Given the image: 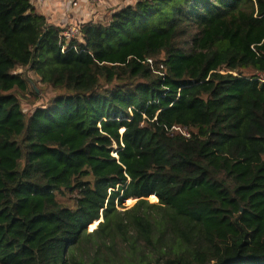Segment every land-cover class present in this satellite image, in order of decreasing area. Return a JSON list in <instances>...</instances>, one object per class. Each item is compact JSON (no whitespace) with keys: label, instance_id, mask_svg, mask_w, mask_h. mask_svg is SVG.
<instances>
[{"label":"trees","instance_id":"1","mask_svg":"<svg viewBox=\"0 0 264 264\" xmlns=\"http://www.w3.org/2000/svg\"><path fill=\"white\" fill-rule=\"evenodd\" d=\"M63 27L0 0V264H264V0Z\"/></svg>","mask_w":264,"mask_h":264},{"label":"rangeland","instance_id":"2","mask_svg":"<svg viewBox=\"0 0 264 264\" xmlns=\"http://www.w3.org/2000/svg\"><path fill=\"white\" fill-rule=\"evenodd\" d=\"M135 0H84L80 1L79 5V11L81 10V5L83 9L89 10L87 14V19L83 20H89L94 23H107L109 21V15L110 12H115L118 9H121L125 7L128 4H134ZM87 4V6H86ZM88 4H91L94 6V8L97 7V11H94V8L92 11L90 10V7ZM78 5V4H77ZM73 8V7H72ZM78 9V8H77ZM97 14L96 19H93L90 15ZM81 25H79L80 27ZM17 73H22L23 76L28 80V87L27 90L23 93H17L18 97L20 99V105L21 109L24 112L25 116H28L36 107L43 106L47 103V101L52 98L54 95L61 93L59 90H53L52 88L43 85L40 83L39 79L33 75V73L27 69H16ZM74 193L69 194L65 193L64 195H57L56 199L57 201L64 206L72 207L73 201H74ZM148 202L155 203L157 199L155 197L149 196ZM135 200H132L131 202L127 201L125 202V206L129 207L132 204H134ZM97 224V222H96ZM96 224H93L91 227H88V230H92L95 228Z\"/></svg>","mask_w":264,"mask_h":264},{"label":"crops","instance_id":"3","mask_svg":"<svg viewBox=\"0 0 264 264\" xmlns=\"http://www.w3.org/2000/svg\"><path fill=\"white\" fill-rule=\"evenodd\" d=\"M71 1L77 2L78 5L72 8L70 5ZM80 1H84V0H45L44 2H42V4H32V3L31 4L39 14H42L47 19L49 23L55 24L58 27H63L64 25H72V24L82 25L83 23L89 21V20H83L88 13H91L89 12V10L83 9L81 5L80 12H77L79 11L80 8L79 5ZM88 6L92 11L94 6L91 4H88ZM94 11H97V7L94 8ZM111 13L112 12H110V15ZM90 16L93 19H96L97 14L95 15L93 13ZM85 19H87V17Z\"/></svg>","mask_w":264,"mask_h":264},{"label":"built area","instance_id":"4","mask_svg":"<svg viewBox=\"0 0 264 264\" xmlns=\"http://www.w3.org/2000/svg\"><path fill=\"white\" fill-rule=\"evenodd\" d=\"M45 0H30L32 4H42ZM71 7H76L77 2L71 1L70 2ZM61 36L65 41H69L71 39H78L80 36V28L79 25L77 24H72V25H65L62 28L61 31Z\"/></svg>","mask_w":264,"mask_h":264},{"label":"water","instance_id":"5","mask_svg":"<svg viewBox=\"0 0 264 264\" xmlns=\"http://www.w3.org/2000/svg\"><path fill=\"white\" fill-rule=\"evenodd\" d=\"M136 201V200H135ZM102 219H100V221H101Z\"/></svg>","mask_w":264,"mask_h":264}]
</instances>
